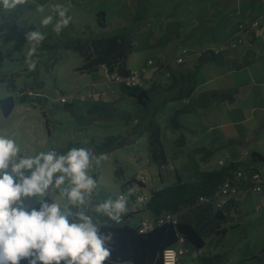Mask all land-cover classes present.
<instances>
[{
    "label": "rangeland",
    "instance_id": "1",
    "mask_svg": "<svg viewBox=\"0 0 264 264\" xmlns=\"http://www.w3.org/2000/svg\"><path fill=\"white\" fill-rule=\"evenodd\" d=\"M57 3L64 5L71 16L70 24L61 33L53 30L55 20L47 26L40 23ZM258 3L259 0H24L7 16L0 13L4 20L0 24L3 35L0 99L16 97L9 116L0 106V132L13 136L32 154L51 148L65 152L71 147L91 148L98 158L101 153L106 154L107 158L99 163L94 160L90 170L98 179L94 203L109 196L130 197L132 190L126 182L133 176L148 177L156 170L145 130L153 116L163 131L167 160L175 167L165 172L167 183L198 179L201 171L220 168L221 160L225 165L233 161L252 163L264 174V162L251 161L255 150L264 156V110H251L254 103L264 104L263 96L239 95L237 86L226 93L215 90L224 84V81L211 83L224 66L223 61H201L199 56L209 49H225L224 63L235 69L230 62L249 52L247 33L240 32V22L249 18L250 9ZM37 6H43L44 11L40 12ZM101 12L105 13L106 27L97 22ZM32 29L41 31L45 39L28 58L30 45L26 43V32ZM257 29L259 34H264V27ZM241 33L244 40L237 48L226 45ZM115 34H127L133 40L129 67L141 70L153 60L149 69L163 83L146 107L122 92L105 68L85 73L78 70L82 56L67 45L77 37ZM179 57L183 58L182 62H178ZM32 60L35 68L29 67ZM244 69L240 84L252 80L248 66ZM167 72L178 79L183 74L189 79L193 74L195 91L199 92L193 99L166 101L174 80ZM260 86L264 92V85ZM25 87L33 91V98L39 92L44 100L19 102L20 90ZM144 87L150 88V83L145 82ZM60 95L73 106L69 108ZM96 102L114 103L111 116L89 114L88 109ZM178 110V125H175L173 117ZM113 135L116 140L108 144V137ZM202 147L208 150H200ZM144 160L151 163L143 165ZM134 187L139 190L136 184ZM241 205L240 212H233L224 224L227 234L222 238L215 234L207 237L201 253L185 241L180 247L178 264H204L197 256L214 254L222 255L218 264H264V204L259 193L250 192Z\"/></svg>",
    "mask_w": 264,
    "mask_h": 264
},
{
    "label": "clouds",
    "instance_id": "2",
    "mask_svg": "<svg viewBox=\"0 0 264 264\" xmlns=\"http://www.w3.org/2000/svg\"><path fill=\"white\" fill-rule=\"evenodd\" d=\"M23 3L0 0V13L7 16ZM37 8L44 11L43 6ZM53 8L40 23L47 26L55 20L53 30L61 33L71 16L62 4ZM44 39L39 30L26 32L28 58ZM35 66L32 60L29 67ZM106 158L87 147L32 154L0 132V264H104L112 254L113 234L103 232L102 225L119 224L129 211L124 195L93 202L98 179L90 170L94 160Z\"/></svg>",
    "mask_w": 264,
    "mask_h": 264
},
{
    "label": "trees",
    "instance_id": "3",
    "mask_svg": "<svg viewBox=\"0 0 264 264\" xmlns=\"http://www.w3.org/2000/svg\"><path fill=\"white\" fill-rule=\"evenodd\" d=\"M97 22L101 27H106L104 12L97 15ZM241 25L245 26V24L240 23L239 30L243 31ZM238 38L239 35H236L228 40L226 45L230 48H237V46H232V42ZM67 45L82 56L83 62L78 70L83 73L103 67L107 74L114 71L123 77H129L132 74L133 69L128 65L129 56L133 50V40L130 35L77 37ZM224 53L225 49H209L199 53V56L201 61L210 59L222 62ZM155 76L156 73L151 72L148 77L144 78L142 84L137 85L128 84L125 81L112 80V82H117L120 90L128 97L135 99L138 105L146 107L152 100L154 92L163 88V83L156 80ZM168 77H174V80L169 88L171 95L168 99L166 98V101L190 97L194 93L196 79L193 74L190 75L189 79H186L184 74L181 79L171 73ZM145 82L150 83V88L144 87ZM20 91L17 98L19 102L34 101L36 98L44 100L39 92L35 94L36 98H33V91L27 90L26 87ZM61 96L63 95H60V98ZM15 98L9 96L0 99V106L6 116H9L14 109ZM63 102L69 108L73 106L68 101ZM114 108V103L96 102L90 106L88 113L109 117ZM179 112L178 110L173 117L175 125H178ZM145 130L148 135V149L152 154L153 162L157 166L169 162L162 144L163 131L155 116L147 123ZM114 140H116V136L108 137V144ZM200 150L208 149L202 147ZM251 161L264 162V156L259 152H253ZM239 171L243 172L244 176L250 180L244 183L251 184L250 178L255 171L259 170L252 163L233 161L229 165L221 164L220 168L214 170L201 171L198 179H179L176 182L168 183L162 180L159 186L156 185L152 188L149 184L141 181V178L131 177L126 184L130 186L132 193L130 197L124 194L128 200V213L119 224L109 222L107 226L102 225L101 228L103 232L113 234L110 243L112 254L104 264H164V250L176 245L180 237L193 244L201 253L206 244V238L214 234L220 238L224 237L227 234V228L224 224L233 212H240L241 203H244L245 198L239 200L230 198L222 202L220 196L222 185L227 180L235 179ZM116 174L119 175L120 171L117 170ZM126 184L124 186H127ZM135 184L139 190H134ZM139 194L145 196L143 201L138 200ZM137 203H141L143 207H139ZM170 213L177 215L176 221L157 222L159 217ZM144 215H148L156 222L154 227L146 232H142L140 229V218ZM197 259L202 260L204 264H218L222 260V255L214 254L210 257L198 255ZM21 264H26V261H22Z\"/></svg>",
    "mask_w": 264,
    "mask_h": 264
},
{
    "label": "built area",
    "instance_id": "4",
    "mask_svg": "<svg viewBox=\"0 0 264 264\" xmlns=\"http://www.w3.org/2000/svg\"><path fill=\"white\" fill-rule=\"evenodd\" d=\"M256 24V23H255ZM244 25H241V28L244 29ZM242 39L239 37L238 39L232 42V46L236 47L238 43H241ZM183 58L179 57L178 62H182ZM153 60L148 61V63L141 70H133L131 76L123 77L117 71H114L111 74H108L110 80H116L118 82L125 81L128 84L137 85L142 84L145 77H148L151 74V70L149 69V65H152ZM167 75H170V72H167ZM62 101H67L65 96H61ZM150 160H144L143 165L148 166L150 164ZM220 164H224V161L221 160ZM175 169L171 162H166L164 164L158 165L156 170L150 174V176L146 177L142 175L141 181L149 184L150 188L155 186L159 177H161V171H170ZM252 183H244L245 181H250L248 177L244 176V173L239 171L235 179L227 180L220 189V196L222 198V202L230 198H236L237 200L245 198L250 192H257L260 195V202L264 204V174L260 171H255L254 175L250 178ZM145 199L144 195L139 194L138 200L143 201ZM176 214H166L158 218V223H166L169 221H176ZM155 220L151 219L148 215H144L140 218V229L142 232H146L149 229H152L155 225ZM185 242L183 237H180L178 243L174 246L168 247L163 252V261L164 264H176L178 254L182 250L180 247Z\"/></svg>",
    "mask_w": 264,
    "mask_h": 264
},
{
    "label": "crops",
    "instance_id": "5",
    "mask_svg": "<svg viewBox=\"0 0 264 264\" xmlns=\"http://www.w3.org/2000/svg\"><path fill=\"white\" fill-rule=\"evenodd\" d=\"M260 4H263V8H259ZM248 22V24L246 23ZM240 23L245 24L244 30L247 33V39H248V47H249V52L245 55L241 54V58L244 57L243 61L241 60V58L238 59H233L230 63H233L235 65V69L233 67H231V64L229 67H226V63L225 62V57L223 59V64L224 66H221V71L219 72L218 76H215L211 79V83L213 82H219V81H224L223 85L218 86V88L215 90H219L222 91L223 93H226L228 91L229 88H234L235 86L239 87L240 90L238 91L239 95L245 94H256V95H260L263 96V99L261 101L264 100V92L263 89L260 85H264V34H259L258 33V27H264V0H259L258 6L251 8L250 12H249V18H247L245 21H242ZM256 23V24H255ZM243 30V31H244ZM240 31V32H243ZM242 34H239V37L242 39V41L244 40L242 38ZM256 48V51H254V48ZM252 51L253 55H250V52ZM228 63V62H227ZM249 71H247L248 74L252 75V80L250 81V83H241V78L243 77V75L241 74L242 71H244V73L246 72L244 68H247ZM235 70H237V72H235ZM226 78L227 81L225 80ZM240 79V81L238 80ZM262 79L263 82H260V80ZM216 80V81H215ZM199 91H194V93L189 97L191 99H193L195 97V93H197ZM204 93V94H203ZM202 94L205 95L206 93L203 92ZM234 97V96H233ZM232 100L235 101V97L232 98ZM252 105V104H251ZM254 107L251 108V110H264V104H259L257 105L256 103L253 104ZM257 149V147L255 148ZM247 153V151H245ZM255 152H259L258 150H255ZM155 171V170H154ZM165 172L161 171V178H158L155 186H159V184L161 183L162 180H164L166 182V177L164 175ZM170 177V176H169ZM167 183V182H166ZM178 258H177V262L176 264H178Z\"/></svg>",
    "mask_w": 264,
    "mask_h": 264
}]
</instances>
